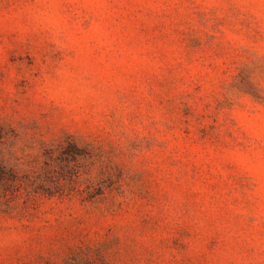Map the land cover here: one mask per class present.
Masks as SVG:
<instances>
[{"label": "rangeland", "instance_id": "obj_1", "mask_svg": "<svg viewBox=\"0 0 264 264\" xmlns=\"http://www.w3.org/2000/svg\"><path fill=\"white\" fill-rule=\"evenodd\" d=\"M0 264H264V0H0Z\"/></svg>", "mask_w": 264, "mask_h": 264}, {"label": "trees", "instance_id": "obj_2", "mask_svg": "<svg viewBox=\"0 0 264 264\" xmlns=\"http://www.w3.org/2000/svg\"><path fill=\"white\" fill-rule=\"evenodd\" d=\"M3 138V131L2 128L0 127V139ZM17 175L13 174L11 171H7L5 166H0V183H9L13 182L15 179H17Z\"/></svg>", "mask_w": 264, "mask_h": 264}]
</instances>
